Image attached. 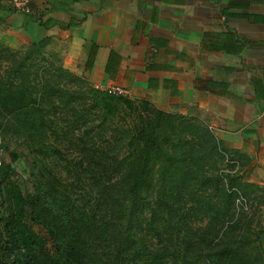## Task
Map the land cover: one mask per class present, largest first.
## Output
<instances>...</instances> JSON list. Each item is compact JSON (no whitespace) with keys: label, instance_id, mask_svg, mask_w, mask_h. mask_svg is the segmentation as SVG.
<instances>
[{"label":"trees","instance_id":"trees-1","mask_svg":"<svg viewBox=\"0 0 264 264\" xmlns=\"http://www.w3.org/2000/svg\"><path fill=\"white\" fill-rule=\"evenodd\" d=\"M47 40L25 52L0 43V63H8L0 74V128L52 157L61 153L52 135L84 126L78 145L86 159L70 184L2 165L0 264H264L256 216L264 187L246 180L248 156L196 117L93 86L50 60ZM214 48L231 51L222 42ZM96 55L93 46L86 71ZM118 59L112 51L111 77ZM15 177L32 179L34 188L24 191Z\"/></svg>","mask_w":264,"mask_h":264},{"label":"crops","instance_id":"crops-1","mask_svg":"<svg viewBox=\"0 0 264 264\" xmlns=\"http://www.w3.org/2000/svg\"><path fill=\"white\" fill-rule=\"evenodd\" d=\"M11 1L0 0L5 43L49 37L80 75L165 111L194 105L228 148L248 156L246 180L264 187V0H23L22 9ZM220 42L231 51L214 48ZM112 51L120 58L113 77Z\"/></svg>","mask_w":264,"mask_h":264},{"label":"rangeland","instance_id":"rangeland-1","mask_svg":"<svg viewBox=\"0 0 264 264\" xmlns=\"http://www.w3.org/2000/svg\"><path fill=\"white\" fill-rule=\"evenodd\" d=\"M23 0H12L11 5H13L16 8L22 9L24 4H22ZM18 3V4H17ZM18 6V7H17ZM47 45L44 49L46 56L50 58V60L55 61L58 65L63 64V60L60 57V53L54 49V46L50 42V38H47ZM0 43L4 45L11 46L12 48L21 50L22 52H25L32 43L23 45L22 47H14L8 43H5V41L0 39ZM34 43V42H33ZM1 66V72L0 74L5 75V70L8 66V63L6 60H3L2 63H0ZM66 68V67H65ZM69 69V68H67ZM80 74V73H79ZM84 78L88 80L90 84H92L95 87L105 89L112 91L116 93L117 91L114 89V86H108L102 83L101 79L98 78V76H92L88 72L81 74ZM117 94V93H116ZM120 95L126 96L129 98L132 102L135 104H139L141 102L142 98H136L131 97L130 95L126 93H122ZM151 107L154 109V105L151 104ZM181 108H179L178 104L173 107L172 110L166 111L170 113H181L186 114L188 116L196 117L200 122L209 125V119L208 115L204 114L202 112H199L195 109L194 105L190 106L189 111L187 113H183L180 111ZM132 111L128 110L124 116H126L128 119L131 117ZM98 123V120L95 121V124ZM60 126L63 127V132L66 127L64 126V123L61 121ZM83 130H87L86 127L83 126L81 130L76 131V133H69L64 137V135H52V138L50 140L51 143H53L59 150H61V153L55 152V154L52 157H47L44 154L41 153H35V151L29 147V144L25 140L24 136H18L12 131H8V129H5L4 127L0 128V140L2 142V147L5 150V154L3 157L4 164L5 163H12L13 165H18L19 167L28 170V171H34L35 173H38L37 176L40 175L42 172H46L45 175L49 177L54 176H62L66 182L69 184L74 182V179L76 178V174H79L80 172L76 173L77 170H79V164H83V160L86 159V155L83 152L82 148L83 145H78V143H82L80 141V138H82ZM99 129L96 131L98 132ZM80 137V138H79ZM85 137V136H84ZM78 138V139H77ZM72 139L74 142H70ZM83 144V143H82ZM14 155L17 156L16 161L12 162ZM81 162V163H80ZM70 164H74V168H70ZM67 166V167H65ZM48 167L47 171L46 168ZM51 169L52 173L48 174V170ZM75 169V171H74ZM37 178V177H35ZM19 183L22 185L24 191H29L33 189L34 187V181L32 179H23V178H17ZM78 179V177H77ZM75 184V183H74ZM78 190V189H76ZM262 194V193H261ZM0 203H1V197H0ZM259 207L256 213L257 218H260L264 225V194L261 200L259 201ZM33 228L39 232L40 234L47 236L45 230L41 228L39 225L33 224ZM262 241V237H261ZM263 244V243H262ZM264 246V245H263Z\"/></svg>","mask_w":264,"mask_h":264},{"label":"built area","instance_id":"built-area-1","mask_svg":"<svg viewBox=\"0 0 264 264\" xmlns=\"http://www.w3.org/2000/svg\"><path fill=\"white\" fill-rule=\"evenodd\" d=\"M114 89L117 91L116 92L117 94L125 93L122 89H119V88H114ZM4 154H5V150L2 147V142L0 140V169H1L2 165L4 164V160H3Z\"/></svg>","mask_w":264,"mask_h":264}]
</instances>
